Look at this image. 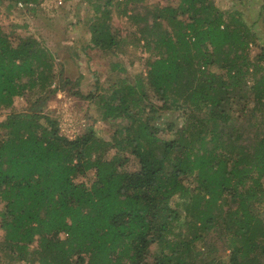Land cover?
Here are the masks:
<instances>
[{
  "label": "trees",
  "instance_id": "trees-1",
  "mask_svg": "<svg viewBox=\"0 0 264 264\" xmlns=\"http://www.w3.org/2000/svg\"><path fill=\"white\" fill-rule=\"evenodd\" d=\"M42 1L0 0V9L34 12ZM130 1H90L85 48L113 53L119 75L109 94L72 91L96 106L97 120L116 123L109 139L92 127L60 133L48 103L78 82L62 79L41 39L15 35L26 24L0 27V264H264V49L255 24L213 0L148 5L147 17L127 15ZM114 11L133 32L111 30ZM126 48L148 53L132 84L122 76ZM22 97L29 107L16 110ZM173 114L179 127L166 119ZM210 233L224 259L205 261L216 249L204 248Z\"/></svg>",
  "mask_w": 264,
  "mask_h": 264
},
{
  "label": "rangeland",
  "instance_id": "rangeland-1",
  "mask_svg": "<svg viewBox=\"0 0 264 264\" xmlns=\"http://www.w3.org/2000/svg\"><path fill=\"white\" fill-rule=\"evenodd\" d=\"M90 1L93 0H68L62 6L57 7L55 0H43L34 12L27 9H12L9 15H5L2 8L0 9V27L8 33L13 31V25L23 26L26 24L28 32L18 28L14 31L15 35L20 36L31 33L34 37L41 39L55 56L56 64L61 66L62 79L78 82L77 87H74L73 90L67 88L65 92L57 93L48 103L47 110L58 121L60 133L68 138H74L87 127H92L97 136L109 139L116 123L114 121L97 120V108L94 104L77 96H72V91L76 90L82 95L88 93L109 94L112 83L118 79L117 75H119L112 70L115 61L113 53L105 54L97 51V49L89 50L85 48L90 45L91 36L88 27L92 18ZM213 1L220 9L235 8L242 11L244 22L248 25L255 24L254 31L259 35V44L264 49V19L258 13L261 0ZM130 2L127 15L147 17L149 13L146 7L148 5L159 4L164 6L174 4L175 0H132ZM7 3L6 1L4 4ZM110 24L111 30L120 31L122 35L125 28H130L133 32V28L129 26L128 17L120 15L116 11L112 13ZM251 48L252 56L259 53L257 48L253 46ZM140 50L133 53L130 48H126L124 54L119 56L127 71L122 76L127 77L129 84H132L138 75L144 74L147 69L146 59L148 53ZM27 103L25 97L19 98L15 102L14 108L16 110L27 108L29 107ZM176 115H170L166 119L174 121L176 126L179 127L180 122L178 118L176 119ZM250 134L253 135L254 132L251 131ZM254 141L255 137L242 138L240 143L246 146L254 143ZM1 236L2 232L0 231V239ZM205 244L204 248L211 244H215L216 247L214 253L204 257L205 261H209L214 256H220L219 259H224L223 242L216 233L207 235Z\"/></svg>",
  "mask_w": 264,
  "mask_h": 264
},
{
  "label": "built area",
  "instance_id": "built-area-1",
  "mask_svg": "<svg viewBox=\"0 0 264 264\" xmlns=\"http://www.w3.org/2000/svg\"><path fill=\"white\" fill-rule=\"evenodd\" d=\"M20 6V5H19Z\"/></svg>",
  "mask_w": 264,
  "mask_h": 264
}]
</instances>
